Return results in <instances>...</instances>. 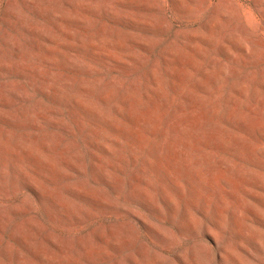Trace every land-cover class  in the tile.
<instances>
[{"label": "rangeland", "instance_id": "obj_1", "mask_svg": "<svg viewBox=\"0 0 264 264\" xmlns=\"http://www.w3.org/2000/svg\"><path fill=\"white\" fill-rule=\"evenodd\" d=\"M0 264H264V0H0Z\"/></svg>", "mask_w": 264, "mask_h": 264}]
</instances>
